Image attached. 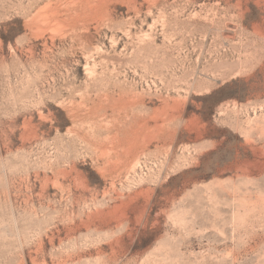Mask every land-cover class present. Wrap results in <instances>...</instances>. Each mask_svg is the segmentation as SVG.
<instances>
[{"label":"rangeland","instance_id":"obj_1","mask_svg":"<svg viewBox=\"0 0 264 264\" xmlns=\"http://www.w3.org/2000/svg\"><path fill=\"white\" fill-rule=\"evenodd\" d=\"M0 264H264V0H0Z\"/></svg>","mask_w":264,"mask_h":264},{"label":"bare ground","instance_id":"obj_2","mask_svg":"<svg viewBox=\"0 0 264 264\" xmlns=\"http://www.w3.org/2000/svg\"><path fill=\"white\" fill-rule=\"evenodd\" d=\"M45 14V13H44ZM46 16V19H47V24L49 26H57V24H59L60 22H58V20L56 19V17L54 15H49L48 12L44 15ZM43 17V16H42ZM48 17V18H47ZM40 18V17H39ZM45 19V20H46ZM42 26V25H41ZM48 26V27H49ZM58 29V28H57ZM150 136V135H149ZM152 136V135H151Z\"/></svg>","mask_w":264,"mask_h":264}]
</instances>
